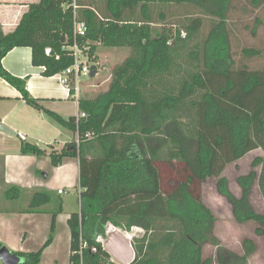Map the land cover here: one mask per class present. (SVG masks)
I'll return each mask as SVG.
<instances>
[{
    "label": "trees",
    "instance_id": "obj_1",
    "mask_svg": "<svg viewBox=\"0 0 264 264\" xmlns=\"http://www.w3.org/2000/svg\"><path fill=\"white\" fill-rule=\"evenodd\" d=\"M235 1L41 0L30 5L14 33L0 36V77L29 106L80 139V144L76 139L50 153L54 167L66 158H78L80 163L81 210L68 221L71 264H117L99 242L108 226L145 232L133 239L132 264H214V259L204 257L209 244L218 247L217 264H248L257 252L250 239L243 242V256L221 247L214 236L216 217L203 200L204 184L216 179L217 191L231 206L235 221L254 222L256 234L264 235V213L251 203L256 184L264 200V69L237 65L230 25ZM250 3L256 11L264 0ZM74 12L76 21L87 29L77 43L90 47V58L96 43L128 50L126 59L113 68L107 90L80 100V111L86 116L79 121L46 110L30 95L26 80L14 77L2 65L10 51L29 46L33 65L44 67L45 76L71 67ZM45 13L57 16L63 29L54 41L31 42V28ZM262 55L260 49L242 50L243 59ZM88 133L93 137L86 139ZM259 150L263 155L255 159L253 168L260 172L238 178V197L225 170ZM21 154L42 157L47 151L22 142ZM161 164L174 168L180 178L170 181L169 193L163 190ZM22 193L10 186L6 197L18 199ZM45 195L34 193L32 212ZM57 214L39 251L13 255L24 264H40L53 243ZM81 242L87 244L82 257Z\"/></svg>",
    "mask_w": 264,
    "mask_h": 264
},
{
    "label": "crops",
    "instance_id": "obj_2",
    "mask_svg": "<svg viewBox=\"0 0 264 264\" xmlns=\"http://www.w3.org/2000/svg\"><path fill=\"white\" fill-rule=\"evenodd\" d=\"M40 1L0 0V36L14 33L30 5ZM75 22L74 12L73 43ZM62 29L63 24L57 16L45 13L34 22L29 38L31 42L54 41ZM65 37L68 39V36ZM2 65L14 77L26 80L30 95L40 100L46 110L65 120L81 117L80 100L95 96L84 95L88 84L85 82L86 76L82 77L78 92L73 83L72 87L63 83L59 74L45 76L44 67L33 65L29 46L10 51L3 58ZM99 71L93 67L87 76L95 80L100 76ZM0 125L9 130V133L0 131V244L12 254L39 251L51 233L53 214L58 213L53 243L43 252L40 264H71V230L68 221L72 214L81 210L80 163L78 158H66L59 167H54L50 153L62 150L75 141L77 135L56 123L45 112L29 106L20 92L1 77ZM22 142L35 144L46 150L47 154L42 157L22 155ZM10 186L23 190L20 198L6 197V190ZM60 190L64 193L60 194ZM72 190L76 192V197L70 195ZM36 192L46 195L40 199V207L32 212L31 201ZM127 233L133 238H141L145 234L139 228ZM0 264L3 263L0 261ZM19 264H24L22 259Z\"/></svg>",
    "mask_w": 264,
    "mask_h": 264
},
{
    "label": "rangeland",
    "instance_id": "obj_3",
    "mask_svg": "<svg viewBox=\"0 0 264 264\" xmlns=\"http://www.w3.org/2000/svg\"><path fill=\"white\" fill-rule=\"evenodd\" d=\"M172 11L176 12L177 10L172 9ZM166 12L168 16L171 14L170 9ZM170 20L175 21L178 19ZM258 20L261 21V24H258ZM230 25L233 32L232 51L237 65L240 66L243 64L254 70L264 69V4L256 11H253L250 0H236L233 3ZM208 29L209 25H207L205 32H207ZM95 45L97 50L94 57L90 59L89 65L91 68L97 67V69L100 70V76L95 80L92 79V76H86L85 82H88V84L84 92L85 96H93L106 91L109 86L113 68L123 62L128 56L127 49L108 48L97 43ZM244 48L263 50V55L252 59H243L242 50ZM95 59H97L96 62ZM98 62L100 64H98ZM262 155L263 152L260 150L252 152L242 160L226 168L224 176L228 179L230 189L236 196L240 197L241 195V189L237 184L238 178L249 175L252 171L259 174L260 168L254 169L253 162L257 157ZM159 168L163 190L169 193L172 191L169 184L170 181L179 182L180 178L174 168L168 165L161 164ZM70 195L72 197L77 196L74 190L71 191ZM203 200L216 217L217 221L215 224L214 236L219 240L220 246L243 256V242L246 239L253 240L257 245V252L249 258L248 264H264V235L258 236L256 234L258 225L254 222L239 224L235 221L231 206L217 191V180L210 179L203 186ZM251 203L256 211L264 213V200L257 184L252 189ZM109 228L107 234L115 229L114 227ZM131 239L133 243L134 238L131 237ZM100 241L103 243V238H101ZM217 252L218 247L215 245L209 244L204 247V257L214 259V264H217Z\"/></svg>",
    "mask_w": 264,
    "mask_h": 264
},
{
    "label": "built area",
    "instance_id": "obj_4",
    "mask_svg": "<svg viewBox=\"0 0 264 264\" xmlns=\"http://www.w3.org/2000/svg\"><path fill=\"white\" fill-rule=\"evenodd\" d=\"M86 34H87L86 25L84 23H79L76 21L74 24V39L75 40H74L73 46L71 47V50L73 51L72 56L74 58V63L71 67H69L64 72L58 75L60 79L62 80V82L65 83L66 85L70 86L71 83H73L74 84L73 87L76 90V92L79 91V83L81 82L82 77L89 75L93 69L89 65V61L91 59L89 56L90 47L87 44L80 46L77 43V39L85 37ZM46 54L50 55L51 50L50 49L46 50ZM94 68L96 71H98L96 67ZM85 116L86 115L82 113L81 117H79L77 121H79L81 118H84ZM85 137L86 139H90L93 137V134L88 133L86 134ZM77 144H80L79 137H77ZM59 192L60 194L64 193L63 190H60ZM99 242H101L100 239H99ZM86 246H87L86 243L81 242L80 250L78 252L81 257L83 256V250L84 248H86ZM93 252H96V248L93 249ZM73 254H76V252Z\"/></svg>",
    "mask_w": 264,
    "mask_h": 264
},
{
    "label": "water",
    "instance_id": "obj_5",
    "mask_svg": "<svg viewBox=\"0 0 264 264\" xmlns=\"http://www.w3.org/2000/svg\"><path fill=\"white\" fill-rule=\"evenodd\" d=\"M0 131L9 133V130L0 125ZM105 251L117 264H132L135 260V250L129 234L121 229L115 228L103 238ZM19 257L13 255L6 249L0 250V261L3 264H19Z\"/></svg>",
    "mask_w": 264,
    "mask_h": 264
},
{
    "label": "bare ground",
    "instance_id": "obj_6",
    "mask_svg": "<svg viewBox=\"0 0 264 264\" xmlns=\"http://www.w3.org/2000/svg\"><path fill=\"white\" fill-rule=\"evenodd\" d=\"M130 236V235H129ZM131 237V236H130Z\"/></svg>",
    "mask_w": 264,
    "mask_h": 264
}]
</instances>
